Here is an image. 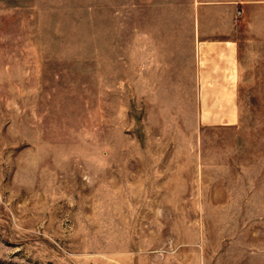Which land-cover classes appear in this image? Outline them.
<instances>
[{"label": "rangeland", "instance_id": "374dc122", "mask_svg": "<svg viewBox=\"0 0 264 264\" xmlns=\"http://www.w3.org/2000/svg\"><path fill=\"white\" fill-rule=\"evenodd\" d=\"M246 2L229 24L226 0H0V264H264ZM227 33L231 107L197 82L198 41Z\"/></svg>", "mask_w": 264, "mask_h": 264}, {"label": "crops", "instance_id": "0c3cea01", "mask_svg": "<svg viewBox=\"0 0 264 264\" xmlns=\"http://www.w3.org/2000/svg\"><path fill=\"white\" fill-rule=\"evenodd\" d=\"M246 3V0H226L225 18L229 24L246 9ZM252 3L255 10L264 12V0H252ZM259 18L264 24V13ZM257 37L264 39V34ZM196 48L200 54L197 72V82L201 85L199 89L225 92L219 96L215 105L235 106V92L238 90L241 75L239 38L230 33L214 35L210 40L198 41Z\"/></svg>", "mask_w": 264, "mask_h": 264}]
</instances>
